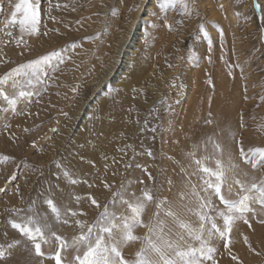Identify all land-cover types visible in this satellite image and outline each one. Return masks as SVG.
I'll return each instance as SVG.
<instances>
[{
  "label": "rangeland",
  "instance_id": "obj_1",
  "mask_svg": "<svg viewBox=\"0 0 264 264\" xmlns=\"http://www.w3.org/2000/svg\"><path fill=\"white\" fill-rule=\"evenodd\" d=\"M228 1L226 12L234 16L230 25L210 21L199 0H165V8L158 0H31L39 9L33 33L20 30L22 12L8 23L19 0H0V76L60 53V59L45 65L40 82L24 89L33 94L19 97L14 110L0 98V247L5 251L0 264H45L57 249L62 264H79L76 257L83 258L88 244L75 237L87 234L105 208L122 224L119 217L131 216L123 201L134 203L144 190L153 200L141 214L142 224L132 229L138 239L121 245L123 257L136 259L150 224L156 232L149 239L159 245L161 221L166 239L184 235L186 250L193 247L188 245L192 237L167 213L196 231V193L209 179L201 166L215 170L221 159L235 180L264 184V163L253 168L239 151L264 147V6L259 0ZM138 25V44L124 71L116 73ZM0 87L10 97L20 90L12 80ZM222 194L239 198L224 183ZM49 199L59 217L47 205ZM250 206L247 223L240 219L232 226L229 264H264V207L255 201ZM29 216L45 237L37 241L40 256L11 227V221ZM202 222L208 225L207 240L212 221ZM97 234L98 228L91 243ZM62 242L68 246L61 249ZM244 242L255 259L246 258ZM220 254H214V264H223ZM149 258L156 260L158 254L151 252Z\"/></svg>",
  "mask_w": 264,
  "mask_h": 264
},
{
  "label": "snow or ice",
  "instance_id": "obj_2",
  "mask_svg": "<svg viewBox=\"0 0 264 264\" xmlns=\"http://www.w3.org/2000/svg\"><path fill=\"white\" fill-rule=\"evenodd\" d=\"M171 2L175 3V0H171ZM158 3L161 8H165V0H158ZM185 7H187V5H185ZM17 12L23 13L22 18L19 20L20 30L33 33L36 32L37 25L39 23L38 6L33 4L31 0H19V2L15 5V10L11 13V19L8 21V23L16 22L15 18ZM201 30L203 31V26H201ZM73 47H75V45H73ZM54 58L60 59V53L58 51H53L52 53L43 57L18 65L17 67L11 69L8 73L0 76V85H4L9 80H12V87L14 89H20L18 91V95H13L10 97L4 91V88L0 87V98L12 106L14 110L19 97L31 96L33 94L31 92L25 91L24 89L26 87L32 86L34 82H40V76L45 71V65H51ZM60 62L63 61L60 60ZM14 77H22L23 79L16 80ZM214 147L216 149H220V145L218 144H215ZM239 151L243 161L245 163H251L253 168L264 163V147L251 148L246 151L241 146ZM149 155H151L150 152ZM196 163L197 165H201V161L199 160H197ZM216 165L217 167L215 170L205 166H201L200 169L202 173L209 177V179L204 180V183L207 186L204 191L207 192L208 190H212L219 202L224 206L223 210L219 211L218 213V215L222 218L223 226L220 227L215 222H212L211 228L207 231L209 239H211L213 235L217 234L220 238H224V246L227 248L232 226L235 221L245 219L246 214L253 211L250 206L251 202L255 201L261 207H264V184L257 185L256 183H252L250 186H247L244 182L236 179L234 183L239 186L240 192L243 194L239 195L237 200H229L222 194V184L224 183L222 162L217 160ZM233 167H235V165H233ZM65 175H68V173L65 172ZM212 177L215 178L214 181L211 179ZM71 182L75 183L76 181L73 180ZM228 190L231 191V185H229ZM0 191H3V189H0ZM253 191L258 192L259 195L252 196L251 193ZM132 195L135 194L133 193ZM152 200L153 196L151 191L144 190L141 197L137 198L134 203L127 200L123 201V203L128 205L131 216L119 217V219L123 221L122 224L115 223L117 218L114 214H109L107 208H105V212L101 214V217L96 221V223L88 226L87 234L81 233L80 236L77 237L79 241L88 244L87 251L84 253L83 258L81 259L79 256L76 257L79 264H201V258L211 259L210 254L213 253L215 249L209 246L208 240L204 239L203 231L205 229V224H200V233L197 234V232L193 230L189 224L180 221L175 213L169 211L167 215L173 216L176 223L179 224V227L181 229L187 230L188 236L194 237L195 240L200 241V247H187V249L184 250L181 246V242L184 241L183 234H179L176 241L166 239L163 232L164 224L163 221H161L157 225L159 228V231L157 232V238L160 241V244L158 245L149 239V237L154 232H156V228L150 224L147 226L149 231L148 236L145 237L146 243L139 251L135 253L136 259L133 261L126 260L122 255L120 247L122 244H126L138 239V237L133 234L132 229L134 226L142 224V220L140 219L141 214L144 211L147 203ZM46 203L49 206L51 212L59 217L60 213L54 202L49 199L46 201ZM92 203L99 206L94 198L92 199ZM209 204L210 201H204L200 204V207L203 209ZM157 207H159V205H157ZM72 214L75 215V213ZM199 218L201 221L212 220V217L207 215H200ZM10 223L13 229L18 230L21 235L27 237L28 240L32 242L36 255H43L41 251V243L37 241H44L45 237L42 227L33 217L29 216L24 222L17 223L15 221H11ZM77 223L79 224L80 222L77 221ZM245 223H247L246 219ZM44 227H47V225ZM97 228L98 234L95 237L94 243H91L92 234ZM114 230H118L119 235H116ZM104 234H107L108 236L107 242L105 241ZM56 239L60 240L61 238L57 236ZM12 246L13 245L11 244L8 245L9 248ZM67 246L68 245L66 242H62L60 244L61 249L66 248ZM151 252L157 253L158 259H150L149 255ZM169 252L174 254L173 258H169ZM4 255L5 251L2 247H0V258H3ZM53 258L55 260V264H62L60 249H57Z\"/></svg>",
  "mask_w": 264,
  "mask_h": 264
},
{
  "label": "bare ground",
  "instance_id": "obj_3",
  "mask_svg": "<svg viewBox=\"0 0 264 264\" xmlns=\"http://www.w3.org/2000/svg\"><path fill=\"white\" fill-rule=\"evenodd\" d=\"M260 2H262L263 6H264V0H259ZM150 3V1L148 2ZM199 4H200V7L202 9H204L207 17L209 18L210 21H217V23L219 22H222L224 21L226 23V25H230L233 23V20H234V16L232 15L231 12H226L228 11V8H229V1L228 0H199ZM245 6V5H244ZM231 7V6H230ZM249 7V3H246V7H245V11L248 9ZM146 7H144V10L146 11ZM223 11V13L221 12ZM137 14V13H136ZM163 22V21H162ZM223 23V22H222ZM212 25V23L210 24ZM254 25V23H250V26ZM165 26V25H164ZM136 28H139V25L138 26H135L134 29L132 30V39L129 41V46H128V49L126 50V53H125V57H124V60L122 61L121 64H119V66L117 67L118 69L115 70L116 73H121L122 71H124V69L126 68V65L128 64L127 62L130 60V56L134 50V47L138 44V41L141 37V32L140 31H137ZM232 42V41H231ZM116 66H113L109 72V74L112 72L113 69H115ZM188 76L189 79H192L191 76L193 75L192 73V69L188 71ZM111 75V74H110ZM196 77V76H195ZM194 82V81H193ZM192 82V83H193ZM196 82V81H195ZM192 86V85H191ZM192 88V87H191ZM189 89V88H188ZM187 89V92L188 91ZM195 92V91H194ZM184 95V98L181 99L180 101V104H179V107H183L184 105V102L186 101L187 99V95L186 94ZM227 93V92H226ZM184 94V93H183ZM192 94V93H191ZM197 94V93H196ZM193 95V94H192ZM182 97V96H181ZM197 97V96H196ZM189 98V96H188ZM191 101V100H190ZM244 102V101H243ZM199 106V105H198ZM181 108H179L181 110ZM178 109V110H179ZM179 110V111H180ZM195 110V109H194ZM199 111V110H198ZM177 112V111H176ZM179 113V112H178ZM180 118V117H179ZM178 118V119H179ZM181 119V118H180ZM179 119V120H180ZM177 120V119H176ZM182 120V119H181ZM208 120V119H207ZM227 120V119H226ZM232 120V119H231ZM210 121V120H209ZM179 122V121H178ZM217 122V121H216ZM227 123V122H226ZM177 124V122L175 123ZM180 127V126H179ZM224 129V128H223ZM222 129V130H223ZM230 136V135H229ZM225 143V142H224ZM205 152V151H204ZM221 153V152H220ZM207 154V153H206ZM203 155V154H202ZM201 155V156H202ZM220 155V154H219ZM203 157V156H202ZM224 157V156H223ZM222 158V157H220ZM221 160V159H220ZM235 160H238V158H236ZM202 165V164H201ZM200 165V166H201ZM223 166V172H224V184L226 185V187L229 188V185H231V190L236 194V195H242L243 193L240 192V189H239V186L236 185L234 183L235 179L231 176V171H230V167L229 166ZM258 173H259V170H258ZM264 176V175H263ZM262 181L264 182V178L262 179ZM201 189V188H200ZM204 189V188H203ZM202 189V190H203ZM197 199H198V202H197V212H196V215L194 216V221L193 223L195 224V227H196V232L197 234L200 233V229H199V226L201 223H203L201 220H200V215L202 213H204L206 215L209 216V217H212V222H216V224L220 227L223 226V221H222V218L218 215L219 211L223 210L224 206L219 202L218 198L214 195L213 191L212 190H208L207 192L206 191H201V190H197ZM194 196V194H193ZM196 200V199H195ZM204 201H210V204L205 207V208H201L200 207V204ZM254 204V203H252ZM196 205V204H195ZM196 207V206H194ZM195 212V211H194ZM263 216V215H262ZM191 220V219H190ZM210 222V221H209ZM208 222V223H209ZM206 223V222H205ZM211 223V222H210ZM193 224V225H194ZM234 225V224H233ZM194 227V228H195ZM208 227V225H207ZM205 227V229L207 228ZM207 231V230H206ZM204 232V231H203ZM232 233V232H231ZM205 234V232H204ZM203 234V236H204ZM208 236V235H207ZM217 235H213L210 239H207L209 241V243L212 245V247L215 249V251L213 253H211V259H203L201 258V264H214L215 262L213 261L214 258H216V256L214 254L216 253H221L220 255L222 256L221 258V262L223 264H229L231 263L232 261L230 260L229 258V255H228V249L224 246V242L221 241V239H219L218 241L216 240L217 239ZM77 238V237H75ZM206 239V237H205ZM224 239V238H223ZM222 239V240H223ZM191 240V239H190ZM187 242V241H185ZM189 242V241H188ZM187 242V243H188ZM242 242V241H241ZM208 243V244H209ZM209 244V245H210ZM188 245H192L193 247L195 248H199L200 247V241H197L194 239V237H192V243ZM244 248H245V256L247 258V256L249 257V259H255V257H251L250 258V246L247 242H244L243 245H242ZM54 247V246H53ZM242 247V248H243ZM243 248V249H244ZM250 254V255H249ZM199 255V254H198ZM244 258V257H243ZM257 260V259H256ZM45 264H55L54 260L52 259H48ZM260 264V263H259Z\"/></svg>",
  "mask_w": 264,
  "mask_h": 264
}]
</instances>
